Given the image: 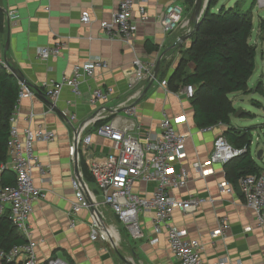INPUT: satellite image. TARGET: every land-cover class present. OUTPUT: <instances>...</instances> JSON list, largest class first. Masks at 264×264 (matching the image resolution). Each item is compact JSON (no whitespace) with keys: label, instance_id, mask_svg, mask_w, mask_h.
<instances>
[{"label":"crops","instance_id":"crops-1","mask_svg":"<svg viewBox=\"0 0 264 264\" xmlns=\"http://www.w3.org/2000/svg\"><path fill=\"white\" fill-rule=\"evenodd\" d=\"M168 1H150L151 18L147 22L139 21L133 45H130L102 28V22L109 21L119 9L118 0H0V12L5 21L4 29L0 30V63L6 64L9 59L25 77L24 83L18 80L20 85H29L35 92L20 102L18 125L21 132L28 126L35 129L42 126L57 133L54 140L35 145L41 160L49 165L46 176L34 172L36 185L45 189L47 195L35 202L29 219L33 239L40 242L37 248L40 260L57 256L71 264H114L110 248L90 238L91 210L80 212L76 226H71L69 212L75 196L71 181L77 168L83 175L84 172L81 163L77 167L72 153L75 129L63 115V112L75 113L78 118L76 126H79L98 109L88 101L89 93L110 85L114 91L110 100L102 105L107 109L120 106L136 89L141 90L137 114L131 116L123 108H118V113L110 121L121 128L134 127L142 140L160 134L159 123L164 111L172 117L184 118L177 128L188 136L187 154L181 164L189 170L190 181L186 187L173 190L172 194L183 199L195 195L214 201L208 200L195 212L178 210L172 221L186 229L189 238L198 239L203 244L202 257L208 261L227 259V264H264V226L257 224V214L246 204L241 190H235L233 194L220 191L219 183L227 178L224 165H210L215 139L223 134L226 126L198 127L191 99L182 93L183 87L175 88L177 81L170 83V76L181 58V46L187 47L190 40L177 43L183 32L181 29L169 34L165 32L161 19ZM10 9L19 10L18 21L7 19L6 12ZM86 11L91 16L88 23L82 21ZM185 15L191 16L192 12L185 10ZM57 44L62 45L60 55L47 59L39 56V47ZM175 50L180 54L177 63L168 68L162 61L157 78L148 89L149 81L140 83L134 90L130 88L136 75L134 61L137 56L144 61H156L157 65L164 52L165 57L174 54ZM92 56L109 61V68L99 69L94 76L85 78L80 85V95L64 87L58 107L53 108L46 96V84L52 79L62 80L70 76L76 65L84 64ZM188 67L193 70V63ZM162 73L165 76L160 78ZM164 80L168 81L166 85L162 84ZM84 132L93 135L91 154L98 156L110 151L112 140L94 133L95 125L87 126ZM196 162L206 163L214 171L202 176L194 168ZM134 186L138 194L149 196L156 183L139 179ZM103 209L108 224L116 227L113 218L117 216L109 208ZM224 216L231 223L227 237H213L212 233ZM153 217V212L141 214L145 237L139 240L136 248H132V256L142 264H179L170 249L166 231L154 233ZM110 227L109 236L120 244Z\"/></svg>","mask_w":264,"mask_h":264},{"label":"built area","instance_id":"built-area-1","mask_svg":"<svg viewBox=\"0 0 264 264\" xmlns=\"http://www.w3.org/2000/svg\"><path fill=\"white\" fill-rule=\"evenodd\" d=\"M118 1L119 9L113 13L109 21L102 22V28L111 36H118L126 43L133 45V35L138 30L139 21L147 22L151 18L149 3L154 0ZM256 2L259 7H264V0ZM185 10L186 0H169L161 19L167 34L179 29L183 30L178 38V44L183 43L181 36L189 33L194 25L192 15L186 17ZM6 17L9 21H18L19 10H7ZM90 20V13L84 12L82 21L88 23ZM61 52L60 44L38 48V54L43 59L58 56ZM134 64L136 75L130 83L132 90L142 82L153 80L156 68V61H144L138 56ZM4 65L7 67L5 63ZM109 66V61L100 56H92L84 64L76 65L70 76L62 80H50L46 84V96L51 106L58 107L64 87H69L75 95H80L82 81L94 76L99 69H106ZM167 83V80L162 82L163 85ZM113 91V87L109 85L89 93L88 101L98 109L92 117L84 120L79 126H76L78 118L75 113L63 112L68 123L75 129L72 153L75 156L78 150L77 167H80L81 156H83L94 179L93 187L85 179L80 168H77L71 181L75 193L69 212L71 226H76L77 215L80 212L91 210L93 218L90 225L91 240H110L115 248L118 244L109 237L111 225L105 222L103 208L112 210L134 239L145 237L140 221L141 214L153 212V231L155 234L166 231L170 249L179 264H227V259L205 260L202 257L203 244L198 239L189 238L188 231L178 227L172 221L174 213L178 210L195 212L208 200L214 201L212 198L195 195L183 199L172 194L173 190L186 187L190 181L189 170L181 164L187 154L188 139L187 134L177 128L178 123L184 120L182 116L172 117L164 111L159 123L160 134L148 136L144 140L137 135L134 127L121 128L109 120L96 127L94 133L112 140L110 151L98 156L90 153L93 135L84 132L87 126H94L98 120H105L116 115L118 108H123L131 116L138 112L137 101L141 90L136 89L120 106L107 109L102 105L110 100ZM34 93L31 86L21 83L18 100L10 117L8 161L0 168V216L8 217L26 241L8 250H0V258L14 264H71L67 259L57 256L40 260L37 252L40 242L33 239L29 222L35 202L47 195L45 189L36 185L34 172L39 171L44 176L49 172V165L41 160L35 145L38 142L52 141L57 137L54 130L42 126L36 129L28 126L21 132L17 121L19 104L23 99L32 97ZM182 93L191 99L195 93V86L185 85ZM243 152H245L244 148L234 147L223 134H220L214 142L210 165H224ZM193 165L202 176H207L214 171L206 163L196 162ZM5 167L14 173L15 181L12 184H4L2 181L1 170ZM139 179L156 183V188L151 195L144 196L135 191L134 185ZM239 187L246 204L257 214V224L264 226V172L242 176L239 179ZM219 188L223 193L235 192L232 182L227 178L219 183ZM93 206L98 209V213L93 212ZM230 229V220L224 216L219 220L218 227L212 236L227 237Z\"/></svg>","mask_w":264,"mask_h":264},{"label":"trees","instance_id":"trees-1","mask_svg":"<svg viewBox=\"0 0 264 264\" xmlns=\"http://www.w3.org/2000/svg\"><path fill=\"white\" fill-rule=\"evenodd\" d=\"M219 1L209 0L200 26L191 36L190 44L181 51V62L171 74L170 83L177 81V89L187 84L195 86L191 101L198 127L207 129L224 125L226 129L223 135L228 141L234 147L245 149V152L224 164L227 179L232 182L235 190L240 191L239 179L242 176L264 172V168L251 153V128L232 125L231 116L237 109L230 95L252 91L264 93V82L260 78L254 88H249V79L255 70L257 55V46L250 42L254 28L253 7L244 10L240 3L236 2L233 6L223 4L215 10ZM195 2L196 0H186L187 12H192ZM255 4L256 0L253 6ZM4 25V17L0 12L1 31ZM189 63H193V70L188 67ZM164 76L162 73L160 78ZM20 87L16 76L8 71L4 63H0V168L8 161L10 117L18 100ZM257 104L261 103L258 101ZM113 116L98 120L95 128L111 120ZM81 168L85 179L94 185L93 176L83 156ZM1 177L4 184H12L15 181L13 171L7 167L2 168ZM25 241L26 238L10 219L0 216V250H8ZM0 264L14 263L0 258Z\"/></svg>","mask_w":264,"mask_h":264},{"label":"rangeland","instance_id":"rangeland-1","mask_svg":"<svg viewBox=\"0 0 264 264\" xmlns=\"http://www.w3.org/2000/svg\"><path fill=\"white\" fill-rule=\"evenodd\" d=\"M254 1L255 0H220L214 8L217 10L223 4L226 6H233L236 2H239L244 10L253 7L252 15L254 28L250 37V42L257 46V55L256 67L249 79V88H254L260 78H262L264 82V7H259L257 2L253 6ZM184 48H186L185 45L181 46L180 51ZM179 56L180 54L175 50L174 54L172 53L164 57L163 63H165V66L168 68H172L177 63ZM230 97L237 109L231 116L232 125L235 127H251V152L259 165L264 168V93L256 91L248 93L236 92L231 94ZM258 101L261 103L260 105L257 104ZM107 217L108 216H106L105 220L106 223L109 222ZM113 225H116L118 230H120V244L114 248L109 245L108 240H102L101 242L104 247L108 246L110 248L109 253L112 255L114 264H130V262L142 264L138 259L132 256V248H136L139 240H142L144 237L141 239L132 238L125 225L116 217L113 218ZM126 259H130V262H127Z\"/></svg>","mask_w":264,"mask_h":264},{"label":"water","instance_id":"water-1","mask_svg":"<svg viewBox=\"0 0 264 264\" xmlns=\"http://www.w3.org/2000/svg\"><path fill=\"white\" fill-rule=\"evenodd\" d=\"M208 2H209V0H196L195 5H194V8H193V12H192V17H191L192 20L194 21L193 29L189 33L181 36L184 41L190 40L191 39V36L194 34V32L200 26V24H201V18L203 16V14L205 13V10H206V8L208 6ZM200 14H202V15H200ZM165 53L166 52H164L159 57L158 62H157V65H156V68H155V77H154L153 80L149 81V84L147 86V89L152 85V83L157 78V75L159 73V69H160V66H161V63H162V59L164 58ZM5 62H6L8 71L11 72L12 74H14L19 81H21V82L24 83L25 82V77L22 74V72L17 67H15L11 63V61L9 59H6ZM180 62H181V60H179L177 67L179 66ZM177 67L175 68V70L177 69ZM77 155H78V150H76V155H75L76 164H77V158H76ZM92 210H93V212L98 213V209H96L94 206L92 207ZM108 243H109L110 246H112V247L114 246V243L112 241L108 240ZM126 261L127 262H130V259H126ZM130 264H135V263L130 262Z\"/></svg>","mask_w":264,"mask_h":264},{"label":"bare ground","instance_id":"bare-ground-1","mask_svg":"<svg viewBox=\"0 0 264 264\" xmlns=\"http://www.w3.org/2000/svg\"><path fill=\"white\" fill-rule=\"evenodd\" d=\"M110 227V226H109ZM110 229H111V231L113 232V235L117 238V239H119L120 241H121V234H120V230H118V228H117V226L115 227V226H111L110 227ZM110 237V236H109ZM110 239L111 240H113L111 237H110ZM116 244H118L119 245V243H117L115 240H113Z\"/></svg>","mask_w":264,"mask_h":264}]
</instances>
